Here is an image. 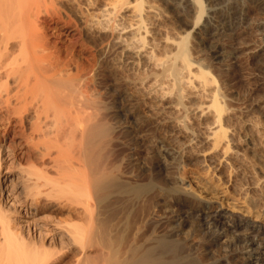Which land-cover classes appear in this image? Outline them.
I'll list each match as a JSON object with an SVG mask.
<instances>
[{"label":"rangeland","instance_id":"obj_1","mask_svg":"<svg viewBox=\"0 0 264 264\" xmlns=\"http://www.w3.org/2000/svg\"><path fill=\"white\" fill-rule=\"evenodd\" d=\"M62 1L66 2L67 0ZM83 1L84 0H82V5ZM232 1L240 3L241 6L239 12L240 15L238 14L237 20L229 23L230 25L221 24V27L219 26V23H216L212 20L210 21L213 25V28L210 27V29L213 30H211V33L218 31L219 35L221 34L225 36L224 38L222 37L220 42V45L223 47L222 49L225 52V57L223 59L221 58L222 61L212 59V57L210 58L207 52L204 53V51H202L203 54L200 52V56H202L201 58H204V63L209 62L211 64L212 73L213 75H216L215 78L217 77L216 86L220 88L219 90L222 91L224 89L227 91L229 90L228 92L230 93L233 92L232 94L234 95V101L231 100L232 98H229V100L227 97H225V99L228 100L229 103H231V105H229L228 112L235 113V118L237 120L239 119L237 122H234V125L232 124L233 127L230 125L231 129H235V134L236 136L238 135L237 137L239 138L237 145L240 152V158L238 160H233L228 155L221 154V150H210L211 153H209V148H207L209 144L207 142L201 143L200 145L199 143H195V141L193 142V140H189V135H186L188 134V131L192 132L193 130L198 132L202 131L201 133H199L203 135L205 133L204 122L209 120L208 113H203L201 116H199L201 113L200 109L197 107V101L199 100V98L197 94H195L197 93V89L194 87L192 88L193 84L185 85L186 97L184 99V103L186 102L185 106H187V112H185V114L187 115L186 117H188V119H186V121H188L187 126L189 125L188 129L186 130L187 132L185 133L182 125L180 123L178 124V106H176L175 103H172L173 96L169 95V91L172 90L170 86H167L168 84L170 85V82L168 81L169 77L167 79L165 78L166 82H164V87H160V85L158 86L157 83L156 86L154 84L155 80H152V76V78H148L149 82L146 81L147 79L145 78L144 82L142 81L141 83L140 81H138L139 79L136 78L140 77L141 79L145 77L144 75L147 76V74L153 70V66L151 65V68L150 65H148V69L147 65L143 66V62L140 59H136L135 62L138 61V65L136 64V66H133L134 68L131 69L132 67H130L129 65H123V63H121V57L117 56L118 54H115V57L117 56V58H115L114 62L116 61L119 63L115 62L118 65L115 64L116 66H113L116 69L117 74L121 75V78L119 77L121 82L120 80L118 81L119 83L115 82V85L118 84V86L120 85L121 87H119L120 90L118 89V91L120 92V96L118 97V101H116V103H119L118 107L120 111L119 113L117 112L116 116H114L116 120H114L113 118L108 119V116L106 117L107 121H109L108 123L112 126V132L109 135V137L112 138L108 141L106 140L108 144L105 142L103 144L102 141H105V139L103 140L101 138L90 140L93 145L89 140H85V136L84 139H82V160L79 159V161H82V164L81 161L79 163L82 165V167L81 165H79V168L81 170L78 169V171L82 173L80 174L82 179L80 178V176L78 177V173L76 172V168L78 166H76L75 169L73 167L75 166V164L72 165L73 169H67V166L63 165V169L66 168L67 170L65 171L63 169H58V167L56 168V166H54L55 161L53 162L54 164H52V160H54L53 158L52 160L51 158L48 160L51 163V165H48L49 162L45 161L46 159L45 155L42 154L43 152L41 154L44 157L40 154L37 158L36 154L38 155V153L40 152L36 150V146L34 147L37 151L36 154L32 153V151H34V148L32 146H34L36 142L40 140V138H37L38 141H36V139H33L34 141L31 140L30 142L27 139L28 142H25V138L23 136L24 134L19 135V132L14 135L15 137L12 136L14 139L11 137L12 140L10 139V137L8 138L9 140H7L0 135V155L2 154V159L0 161V178L3 176H8L9 179V182H7L6 184L8 185L9 190L7 189L0 195V204L3 206V209L5 211L7 210L6 212L9 215L12 214L10 217L12 218L11 220H14L13 226L16 229L17 233H19L20 236L23 237L24 241H27V243L31 242L29 243V245L27 243L24 244L25 249L30 251L36 250L38 252L40 249V252H42L43 249L46 252L49 250L48 255H46L47 253H45V256L47 258H45L41 263L38 264H78V257L80 258L82 255L81 244L70 240L67 228H70L77 223L83 226V224H86L88 221V219L86 220V216L84 217V215H82V211L84 210L83 207L85 205V202L88 200L89 202L92 201L91 199H88V196L86 194L87 192H85V186H87L86 182L90 177V172L91 170H93V167L87 166L84 159L85 157H87V155L93 152L92 150L94 147L95 151H98V146L100 148L99 151L101 152L100 156L103 160L102 161L100 159V163L104 165L107 163L105 166H102V164L98 165V168L100 169L99 166H101L102 170L105 167V169L108 170L112 167V170H110L111 173L113 174L115 172L114 174L116 175V177H118L117 180L119 181L120 179V181H122V183H119V185L121 184L122 186H120L123 188L121 190V187L119 186L120 191L118 189L119 198L121 197L119 201L121 202L124 199V196L125 199H127V195L128 199H131L129 201L131 203L129 204L126 200L127 203L124 210H129V212L127 213L131 214V216L133 215V226L131 225L129 233L127 232L126 234V236L129 234L127 236L129 238L126 237L125 239L127 240V242L123 241L118 247L120 255H122L121 253H123L124 255L125 251L128 252L130 248L132 250L134 247V249L136 248L135 251L137 250V253H141V251L143 252L142 248L146 253H150L154 258H152L153 260L151 259L153 261L151 264H246V262L250 264H255V262L257 264H264V8L262 6L261 7L263 9L260 8V5L255 4L251 0H222L220 7L226 8L227 4H230ZM143 3L144 6L146 5L145 8L147 7V5L154 6H151L152 10L150 12L147 11V14H151H148L150 15V18L148 19L149 16L147 17L149 21L147 20L148 24L146 23L147 29L151 30L148 31L149 35L147 34L146 36L147 40L149 39V41H152V39H154L155 37H161V34H165L163 31L165 30L166 32L167 29H169L173 35L177 34L178 31L175 32L176 29H182L180 26H182L181 24H183L184 20H186L185 17L187 18L186 15H183V0H147V2H145L144 0ZM86 4H88L87 1H84V7L86 6ZM219 4L220 2L216 5H218L219 7ZM87 7L89 12H93V14L98 13L96 12V10H93V7H91L90 5H87ZM179 9L183 11L181 12ZM50 11L52 10L49 9V12ZM84 13H82V19L85 21L86 16ZM122 13L127 14L128 12L126 10H123ZM206 13H204L205 15H203V17H207ZM119 14L121 16L123 15L121 14V12ZM119 14L117 16V20L121 17L119 16ZM152 14H154V17ZM96 15L97 16H94V19H92L93 16H87V18H90L93 21L96 19L97 21V17H99V15ZM43 16L44 22L46 21L47 24H50L51 22L49 21L51 20L49 19V17H47V15L45 16V14L42 15V18ZM62 16L64 18L66 17L64 16V14ZM101 17L102 16L99 17L97 23H99ZM87 18L86 21L88 20ZM90 19L85 23L82 20V23L80 22L77 27L78 29L73 25L67 27L66 30H68V32L70 33L64 38V40H61V37L59 35V33L61 32L60 30L55 31L54 34V30H51L50 27H47L46 34L51 45L55 44L56 46L61 47L59 50L60 52H63L64 50V53L60 54H64L63 56L69 54H72L73 56L74 54V57H76L77 55L76 59H81L78 61H82V67L85 68L82 70V73L88 71L84 77L87 78V80L92 81V78H94L96 74L98 66L97 64H99L100 62L98 60L100 59L95 60L96 58H94V56L96 57V55L94 50H92L94 49V47L87 42H89L88 40L92 36L93 38H98L101 33L97 32L99 24L95 27V22H93L92 20L90 21ZM121 19V21L125 20L124 22L126 23H123L127 26V24L129 23V19L127 20V16L126 19L125 16L123 18L121 17ZM120 20L118 22L122 24ZM177 20H179L180 23ZM101 21L100 23H103ZM152 22H154L155 24ZM166 24L167 28L165 26ZM57 25V27L61 28L62 21L58 20ZM81 26L86 30V33L89 34L88 37H85L80 33L79 28H81ZM215 26L219 27L216 29ZM203 33L204 34H202V32H199L195 35L197 38L196 41H198V39H208L210 41H215L211 33H208V35L205 34V31ZM156 40L157 39H155V41ZM68 49L69 51H72L69 52ZM91 51L93 52L94 56H92ZM89 65L93 68L95 65V68L93 69ZM144 67L148 70H145ZM138 70H140L141 72ZM132 71H137L140 73L135 74V72L132 73ZM71 72H75V70L73 69ZM142 72H145V74L143 75ZM86 76L92 78L88 79V77ZM130 76L131 78H129ZM94 79H97V77H95ZM129 79L132 80L130 81ZM137 81L139 84H137ZM167 82V90L165 92L169 93L165 96L166 93L163 91L165 90V84ZM135 83L137 84V86H135ZM161 86H163V83ZM86 91L84 93L85 106L96 103V107L95 105H93L92 107L91 105L89 106L91 110L88 111L89 113L93 112L92 114H96V116L98 117L99 115L102 116L103 112L110 113V111L108 110L105 111V108H103V103H98L99 98L96 99V95H94L95 90L93 88L90 87ZM147 91H153L152 95ZM173 91H175V89L171 91L172 94ZM121 94L123 95V97H121ZM88 96L90 97V99L92 97L93 101L90 99L87 100ZM159 97L162 98L159 99ZM107 100L108 99L106 98V101ZM88 101L92 103L89 102L88 104ZM82 105L85 108L84 104ZM100 105L101 108L104 109L103 112L97 110L98 108L99 110H101ZM173 105L174 107H172ZM94 107L98 112L94 109V113V111L92 110ZM232 109L234 110V112L232 111ZM85 110L86 109H84V112L87 111ZM120 113L121 116H127L128 120H126V122L124 121L123 123L121 120H119L121 119ZM174 118H176V120ZM96 119L97 118L95 117L94 120ZM91 122L88 121V123H86V127ZM83 126L84 124L82 125V129H86V127L84 126L83 128ZM199 126L201 127V129ZM83 141L88 144L86 145L84 143L83 145ZM41 142L42 139L40 140V144ZM163 142H169L171 143V145L173 144L172 146H174V148L168 146L167 143L163 144ZM8 143H12L9 146L10 148L7 147ZM40 144L38 143V145ZM49 145H52V143H50ZM101 145L102 147L105 146V149L101 150ZM177 146H179L180 148H177ZM87 147L88 149L86 150L85 148ZM107 147L109 150L107 149V152H105ZM256 147L257 151H255ZM83 148L85 149L86 153L84 152ZM27 150L29 151V155L26 154ZM102 151H104V153ZM9 153L11 154V156L9 155ZM53 154L55 155V153ZM83 154H86L84 156V159ZM107 154L109 155L107 156ZM210 156H212V159ZM209 157L212 163L209 162ZM40 158L44 163L47 162V164L43 165V162ZM46 158L48 159V156H46ZM104 160H106L107 162L105 161V163ZM227 160H229L230 162H228ZM56 164L58 165L59 163ZM59 170L63 171V174L65 171V175L67 174L68 176L63 175L62 173L60 174ZM96 172L97 171L93 172V174H96ZM75 175L82 180V201L80 200L82 204L78 203L79 200L72 201L68 199V201H65L67 198L63 197L62 199H60L58 195L57 198L53 193L55 189L54 191L51 190L52 188L56 187V183H58L59 186H62L63 184L70 182V185H72L73 187L77 179L75 180V178L70 177H74ZM27 179L29 180L27 181ZM124 180L126 182H124ZM77 181L76 183H78ZM23 182H27L28 185L24 184ZM134 184L135 188H138L139 184L141 185V188L143 187L141 189L143 192L141 193V195L138 194V196L140 195L138 198L136 194H134L136 195V197L133 195L134 192H129L130 187L132 188L133 186L134 188ZM127 187V191L129 192V194L126 191L123 192V189H127ZM133 188L131 189V191L133 190ZM49 190L52 191L50 193V196H48L50 192ZM46 191H49L47 193V196H45L46 193H44ZM26 193L30 194L27 195ZM144 193L145 198H143ZM193 194H199V196L203 199L201 201L203 204L206 205L208 203H211V206L215 211L213 213L215 215H218L215 220L219 222L217 224V227H211L208 230L204 225L200 226L199 228H202L203 232H198V235H196V233L192 235L189 233V235H187L186 229H188V223H190V220L191 223L194 224V226L192 227H194V229L196 228V230L198 228V226H196V223L198 221L200 223H205V221H207V218L205 216H194V218L190 216L189 212L186 210L187 207H190L193 203L195 204V197ZM29 195L31 196V198L29 197ZM88 195L91 198V191L88 193ZM254 195L256 197H261V199L259 200L260 204L259 201H257L258 204L256 206H249V204H247L248 200L252 196L255 197ZM129 196L131 198H129ZM47 197H50L54 200L52 202H50V199L49 201H47ZM141 197L143 200L137 202L139 199H141ZM133 198L135 200L137 198V200L135 201ZM144 199L146 200L145 203ZM147 201H149V203H147ZM143 203L144 205L147 203L146 207L143 205ZM135 206L139 208L142 207V209L136 208ZM144 207L148 208V210L144 209ZM130 208L132 209L130 210ZM133 209L134 212H136L137 210L136 214L133 213ZM81 215L82 217H80ZM121 217L123 218V213ZM118 218L119 219H117L116 223L118 226L114 224V227H117V230L121 227L118 230V232H120L122 230V222L120 221V217ZM183 219H186L189 222L187 223L186 229H184L185 231L181 230V234L179 233V237H176L174 235L176 234L174 230ZM235 223H238L239 225L236 228L234 227ZM253 227H255V230H257V227H259L257 235H255L252 231ZM66 232L67 234H65ZM230 232H233L232 236ZM203 233H205L206 237H203L204 239H201L202 241H200V239L198 238H200ZM232 237L239 238L238 240H240L241 238L253 239L255 243L252 246V250H240L241 245H239V247L237 246V248H234V246H231ZM261 237L263 239H261ZM162 238L165 241L167 239L168 242H166V244L164 242L165 248L161 244L163 243ZM105 245L103 243V246H101L100 244L94 242L93 245L90 246V248L88 247V257L90 258V261H88L90 263L106 264L111 250L107 242H105ZM126 245L129 249L126 247ZM79 246L81 250L79 249ZM236 253H239L241 255V258H230V256ZM249 253H251L252 257L254 258L253 261L249 260V258L247 257ZM160 254H162L163 258L162 256H159ZM158 256L161 259L158 260ZM162 259L164 260L162 261ZM79 262V264H82L81 259H79Z\"/></svg>","mask_w":264,"mask_h":264},{"label":"bare ground","instance_id":"obj_2","mask_svg":"<svg viewBox=\"0 0 264 264\" xmlns=\"http://www.w3.org/2000/svg\"><path fill=\"white\" fill-rule=\"evenodd\" d=\"M84 1H87L88 3L86 4L85 7H84ZM84 1L82 5V0H71V1L67 0L66 2L64 1L65 3L62 0H0V135L3 136L7 140H9L8 138L10 137V139L12 140V138L15 137L14 135L19 132V135L24 134L23 136L25 138V142H28L27 139L29 140V142L33 139L34 140L36 139V141H38L37 138L38 139L40 138V140L42 139V142H43V143L41 142L42 145L40 144V140H39L38 142H36L34 146H32L33 148L37 146L36 150L40 153H38L37 155L36 154L37 151L35 150V148H34L35 152L32 151L33 148L31 149L32 153H35L36 157L38 158L39 155L43 152L42 154L45 155V159H46L45 161L49 162L48 165H51L50 161L48 160L50 158L52 160L53 158L54 160H52V164H54L53 162L55 161L54 166H56V168L58 167V169L60 170L63 169L64 166H67L66 167L67 169L68 168L73 169V167L75 169V167L78 166L76 168V172L78 173V177L80 176V178L82 179L80 175L82 173L79 172L78 169L81 170L79 168V165L82 164V161H81L82 160L81 154L83 152L82 151V139H84V136H85V140L87 139L89 141L96 139V138H101L103 140L105 139V141H102L100 139L103 144L104 142L107 143L106 140L108 141L112 138V137L111 138L109 137V135L112 132V126L108 123L109 121H107L106 117L108 116V119L113 118L114 120H116L114 116H116L117 112L119 113L120 111L118 107L119 103L118 102L116 103V101H118V97L120 96V92L118 91L120 85L119 86L118 84L115 85V82L117 83L120 80L119 77L121 75L117 74V71L113 66L116 63H119L116 61L115 63L114 60L115 58H117V56H120L121 63H123V65L124 64L129 65L130 67H132L131 69H133L136 66V64L138 65V61L135 62L136 59H140L143 62V66L150 65L151 68L153 66V70L149 73L147 72L148 73L147 76L144 75L145 72H142L145 77L141 79L140 77L136 78V79H139L138 81H140L141 83L142 81L144 82L145 78L147 79L146 81H148V78L152 76L153 77L152 80H155L154 81L155 85L157 83L158 86L160 85V87H164V82H166V79L169 77L168 81L170 82V85L167 82L165 84V90L163 92L167 90L166 88L167 84H168L167 86H170L172 90L175 89V91H173V94L171 93L172 90L169 91L171 94L169 92L168 93L169 95L173 96L172 97L173 102L172 100L171 102L175 103V105L178 106V109H179V111L177 110L179 112V116H177L178 124L180 123L182 125L185 133L187 132L186 130L188 129V126H189V125L187 126L188 121H186V119H188V117H186L187 115L185 114V112H187V109H186L187 106H185L186 102L184 103L185 101L184 99L186 97L185 85L193 84L192 88L194 87L197 89V93L195 94H197L199 98V100L197 98L198 100L197 107L200 109V112H201L199 116H201L203 113H208L209 120L204 122L205 123V127H204L205 133L203 132L204 133L203 135L200 134L202 131L201 132L199 131L200 132L199 133L198 131H194V130L192 132L188 131V134L186 135L187 136L189 135V140H193V142L195 141V143H199L200 145L201 143L207 142L209 144L207 147L209 148V153H211L210 150L211 151L221 150L222 152L221 154H224V155L226 154L231 159L238 160L240 158V152L238 150V145H237L239 138L237 137L238 135L236 136L235 134L236 133L235 129L233 128L231 129L230 125L231 126L232 124L234 125V122H237L239 119L237 120L235 118L236 116L235 113L228 112L229 110L228 108H229V105H231V103H229V101L225 99V97H227L228 99L232 98L231 100L234 101L233 99L234 95L232 94L233 92L230 93L228 92L229 90L227 91L224 89L222 91L219 90L220 88L216 86L217 77L215 78L216 75H213L212 73L211 64L209 62H206V63H204L205 61L203 62L204 58H201L202 56H200V52L201 53L202 51H204V53L207 52L208 56H210V58L212 57V59L221 60V58L223 59L225 57V52L222 49L223 47L220 45L222 37L224 38L225 36L221 34L219 35V32L218 31L216 32L215 30H214L215 31L214 33L213 32L211 33L212 29H210V27L213 28V25H212V22L210 21L212 20L216 23H219V26L221 24L230 25L229 23H232L238 19V14L241 9L240 3L236 1H232L230 4H227V7H226L227 9H226V8L220 7L222 0H183V7H184L183 15H186L188 19L185 16L184 17L186 20L182 19L184 20L183 24H181L183 27L180 26L182 29L181 30L176 29L175 32L177 31L178 32L177 34L174 33L175 35H173L169 29H167L166 32L164 30L163 31L165 33L164 35L161 34V37L159 38L155 37L154 39H152V41H149V39L147 40L146 36L147 34L149 35L148 31H151V30L147 29L146 25L148 24L147 20L150 18L151 14L148 13L150 14L148 15L147 11L150 12L152 10L151 6L153 5H149V6L147 5V7L145 8L146 5L144 6V3H143L144 0H84ZM251 1L257 5H260V8L262 7L264 8V0H251ZM145 2H147V0H145ZM219 2L220 4L218 7V5L216 4ZM87 5H90L91 7H93V10H96V12L98 13L94 12L95 14H93V12H89ZM49 9H51L52 11L49 12ZM123 10H126L128 13L123 14L122 13ZM179 10L181 11V9ZM120 12L121 14H123L122 16L119 14ZM153 12H154V9H153ZM43 13L45 14V16L47 15V17H49V19L51 20L49 21L51 22L50 24H47L46 21L44 22V16L42 18V15H44ZM82 13L85 14L86 18L87 16H90V17L93 16L92 19H94V16H97L96 14H98L99 17L102 16L100 18V21L102 20L101 22L103 23H100V21L99 23H97V21L99 20V17H97V21L96 19L93 21L92 19L87 18L88 20L90 19V21L92 20L93 22H95L96 24L95 27L98 24L100 25V26L98 25L99 28L97 32L101 34L98 36V38L96 37L93 38V36L92 37L90 36L91 38L89 37L90 38L88 40L89 42H87V43H90L94 47V49L92 50H94L96 57L94 56L93 52L92 51L91 52H92V56L96 58L95 60L100 59L98 60L100 61L99 64H97L98 66L96 65L97 75L95 74L94 76L93 74L94 78L97 77V79H94L92 77L89 78L88 76H86L88 77V79L92 78L95 81L87 80V78L84 77L88 71L87 72L84 71L85 73H82V70L85 68L82 67L83 65L81 63L82 61L80 62L78 61L81 59H76L77 55L76 57H74V54L73 56L72 54L65 55V56H63L64 54L63 55L60 54V53H64V50L63 52H60L59 50L61 47H58L55 44L51 45L49 43L48 36L46 34L47 27H50L51 30H54L53 33L55 31L60 30L61 34L59 33V35L61 37V40L62 39L64 40V38L70 33L68 32V30H66L67 27L73 25L77 28L79 23L80 22L82 23V20H83ZM204 13H206L207 17H203V15H205ZM63 14L64 16H66L65 18L62 16ZM118 14L122 18L125 16V19L127 16V20L129 19V23L127 24V26L126 24L124 25V23H126L124 22L125 20L121 21L122 20L121 17L118 18L117 20ZM152 15L154 17V14ZM155 17H156V13H155ZM86 18H85V21L83 20L84 23L88 21V20L86 21ZM58 20L62 21L61 28L57 27ZM119 20L122 22V24L118 22ZM177 21L179 22V20ZM165 26L167 28V24ZM219 26L217 27L215 26V28L217 29ZM82 28H83L82 26L81 28H79L80 33L83 34L85 37H88L89 34L86 33V30L84 28L83 29ZM204 31L206 32L205 34L207 35L208 33L209 34L211 33L215 41L213 40L214 41L213 42L208 39H205V40L198 39V41H196L197 38L195 35L199 32H202V34H204L203 33ZM155 39H157L158 41L157 40L155 41ZM115 54H118V55L115 57ZM94 68H95V65H94ZM73 69L75 70V72H71ZM148 69H149V66H148ZM148 69L146 68L145 70H148ZM134 72L135 74H137V73H140L141 71L140 72L134 71ZM134 72L132 71V73ZM82 74H83V77H82ZM129 78H131V76ZM138 81H137V84H139ZM162 83H163V86H161ZM137 84L135 83V86H137ZM90 87L95 90L94 95H96L95 96L96 99L99 98L98 103L99 104L103 103V106H104L103 108H105V111L106 110L110 111V113L108 112L109 114L106 112L105 113L103 112L104 109L101 108V105H100L101 110H99V108L97 110L103 112L102 116L99 115L98 117L96 116V114L93 115L92 114L93 112H90V113L88 112V111H91L89 107L90 105L91 107L93 105H95L96 107V103L90 104L89 106H85L84 93ZM152 92H149V93H151L152 95ZM168 93H166L165 96ZM159 95H160V91H159ZM89 96H92V95H89ZM89 96L88 98L86 97L87 100L90 99ZM121 97H123V95ZM106 98L108 99L107 101H106ZM160 98L162 97H159V99ZM90 100H92V97ZM89 102L90 101H88V104ZM82 104H84L85 108L83 107ZM86 105H87V102H86ZM82 107L86 109L87 111L85 110L86 112H84V109ZM95 107L92 109L93 111L94 109L96 110ZM172 107H174V105ZM190 109H191V106H190ZM192 109H193V106H192ZM232 111L234 112L233 109ZM120 116H121V113H120ZM125 116L122 115L120 117L121 119H119L123 123L124 121L126 122V120H128L127 116L126 117ZM95 117L97 118L96 120H94ZM174 119L176 120V118ZM88 121L89 122L92 121V122L89 123V125L86 127V123H88ZM83 124L86 127V129L84 128V126H83L84 129H82ZM38 143L41 146L38 145ZM50 143H52V145H49ZM84 143L86 144L85 141H83V145ZM90 143L92 144L91 141ZM165 143L167 142H163V144ZM10 144L8 143V146L7 145L6 146L9 147ZM167 145L174 148V146H172L173 144L171 145V143L169 142L167 143ZM103 147L101 145V148H102L101 150L105 149V146ZM177 148H180V147L177 146ZM85 149L87 150L88 147ZM85 149L83 148L84 152L86 153ZM99 149L100 148L98 146V151L97 150L95 151V147H94L92 150L93 152L87 155L85 159H84V156L86 154H83V159L85 163L87 164V166L93 167V170H91L92 173L90 172V177L88 178L89 182L87 181L86 182L87 186H85V189H86L85 192H87L86 194L88 196V199H91L92 201L90 202L89 200L86 201L83 207L84 210L82 211L83 212L82 215H84V217L86 216V220L88 219V221L86 224L84 223L83 226L77 223L70 228L68 227L67 228L68 231L66 230L67 232H69L68 236L70 240L81 244V249H82L81 257L82 258L78 257V260L77 259L76 260L78 261V264L80 263L79 259H81L82 264H92L89 262L90 258L88 257L89 255H88L87 249H89L90 246L93 245L94 242L100 244L101 246H103V243L105 245V242H107V244H109L111 251L106 261V264H151L154 258L150 253H146L143 248H142L143 252L141 251V253L139 252L137 253L136 252L137 250L135 251L136 248L134 249L133 247L132 250L130 248L128 252L125 251L126 254L125 253L124 255L123 253H121L122 255L119 254L118 247L121 245L123 241L127 242V240L125 239L129 234L127 236L126 234L127 232L129 233V229L133 223L132 221L133 215L131 216V214L127 213L129 212V210L127 211L124 210L126 203H127L126 200L128 201V204H129L131 203L129 202L131 199H128V195H127L126 196L127 199H125V196H124L125 201L124 199L122 200L123 202L119 201L121 199V197L119 198V194H118L120 191L119 186L121 185V184L119 185V183H122V181H120V179L119 181L117 180L118 177H116V175L114 174L115 172L113 173L114 175L111 173L110 170H112L111 169L112 167L110 169L107 168L108 170L105 169L106 167L104 168L105 170L104 169L102 170L101 166H99L100 169L98 168V165L102 164L99 161L100 159L102 160V157L100 156L101 152L99 151ZM107 149L108 147L106 148V151L105 150L104 151L107 152ZM104 151L102 152L104 153ZM255 151H257V147ZM28 152L29 151L27 150L26 154H28ZM53 153H55V155ZM9 155L11 156L10 153ZM108 155L109 154H107V156ZM46 156H48V159L46 158ZM210 157L212 159V156ZM210 157L208 159H209V162L212 163V161H210ZM1 159H2V154L0 155V161ZM79 159H81L80 160L81 164H79L80 163ZM57 161H61V162H57ZM105 161L106 160H104V162ZM227 161L230 162L229 160ZM47 162L45 163L43 162V165L47 164ZM56 163H59V164L57 165ZM74 164L75 166L72 167V165ZM103 165L104 164H102V166ZM66 168H64L63 170L67 171ZM60 170H59V173L61 174L63 171H60ZM65 171H64V174L62 173L63 175H65ZM95 171H97L96 174L95 173L93 174V172ZM75 176L70 177V178H75V180L76 179L78 180V181L76 180L78 183H76L75 181V185L73 187L72 185H70V182L63 184L62 186H59L58 183H56L55 185L56 187L52 188L51 190L54 191L55 189L53 193L54 195H56L57 198L58 196L60 199L65 197L67 198L65 201H68V199L72 201L79 200L78 203L82 204L81 202L82 201V180L79 179L77 176L76 177ZM28 180L29 179H27V181ZM7 182H9L8 176H3L0 178V195L7 189L9 190L8 185H6ZM24 182H25V179H24ZM124 182L126 181L124 180ZM24 184H27V182ZM122 188L123 187H121V190ZM132 188L130 187L129 192H132V193L134 192L133 195L136 194L137 198L143 192L141 190L143 187L141 188L140 184L138 185V188H135V184H134V188L131 191ZM124 189H123V192L125 191L128 192L127 191L128 187L127 189L125 190ZM51 190H49L50 192L49 191L44 192L46 193L45 196H47L48 192H49L48 196H50V193L52 192ZM90 191L92 194L91 198L88 195ZM26 194H25V197H26ZM138 194L140 195L138 196ZM136 195L134 196L136 197ZM143 195H142L143 198H145V193ZM130 196L129 198H131ZM29 197L31 198L30 195ZM194 197H195V204L193 203L190 207H187L186 210L189 212L190 216L192 217L205 216L207 218V221H205V223H202V222L200 223L199 221L197 223L195 222L196 226H198L196 230V228L194 229V227H192L194 226V224L191 223V220H190V223H188L189 221L186 219L185 220L187 222L184 219L181 220L174 230V232L176 233L174 235L176 237H179V233L181 230L186 229L187 223H188V229H186L187 235H189V233L191 235L194 233L198 235L199 233L203 232L202 228H199L200 226H203V225L207 228V230L211 227H217V224L219 221H216L215 218H217L218 215H215L213 213L215 211L212 208L211 203H208L206 205L203 204L201 202L203 199L202 197L199 196V194L194 195ZM252 197L248 200L247 204H249V206H256L258 204L257 201H259L261 197L259 196L257 197L255 196L253 198ZM51 198L49 197L47 201H49L50 199L51 200L50 202H52L54 199H51ZM140 200L141 201L143 200L142 197L137 202H140ZM145 201L146 200L144 199V203ZM147 203H149V201H147ZM146 204L144 205L145 207H146ZM259 204H260V201H259ZM145 207L144 209L148 210V208H145ZM136 208H139V207H136ZM131 209L132 208H130V210ZM139 209H142V207H140ZM6 211L3 209V206L0 204V264H38V263H41L42 260L47 258L45 256V253H47L46 255H48L49 250L46 252L43 249L42 252H40L41 251L40 249L38 252L36 250L30 251V250L25 249L24 244H26L27 241H24L23 237H21L20 234L17 233L16 229L13 226L14 220H11L12 218L10 217L12 214L9 215ZM136 212H134V209H133V213L136 214ZM78 213H79V210H78ZM122 213H123V218L121 217ZM211 214H214V215H211ZM82 215L80 217H82ZM118 217H120V221L122 222V230L120 232H118V230L121 228L120 225H119L120 228H118V230L116 229L117 227L116 228L114 227V224L117 223V219H119ZM139 222H140V219H139ZM116 226L118 225L116 224ZM238 226H239L238 223L234 224L235 228ZM257 228L259 229V227ZM258 229L255 230V227L252 228V231L254 232L255 235L258 234L257 233ZM67 232L65 234H67ZM230 233L232 236L233 232H230ZM203 237H206L205 233H203L198 239L202 241L201 239H204ZM231 239H232L231 246H234V248H237V246L239 247V245H241L240 250L247 249L251 251L252 246L255 243L253 239H246V238L242 239L241 238L242 240L241 239L238 240L239 238H233V237ZM261 239L263 238L261 237ZM164 242L166 244L167 239L166 241L163 240V243H161L163 247L165 246ZM29 243L27 244L29 245ZM126 247L128 248L127 245ZM79 249H80V246H79ZM147 255L149 256L151 255L152 257L151 256L149 257ZM159 256H162V254H160ZM159 256H158V260L161 259L159 258ZM234 257L241 258V255L239 253H236L230 256V258H234ZM247 257L249 258V260H252V261L254 259L251 253H249ZM49 258H50V255H49ZM163 260L164 259H162V261ZM246 264H250V263L246 262ZM255 264L257 263L255 262Z\"/></svg>","mask_w":264,"mask_h":264}]
</instances>
